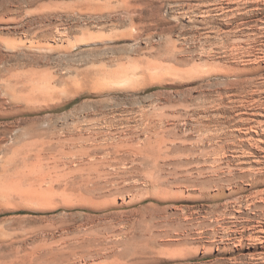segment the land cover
Wrapping results in <instances>:
<instances>
[{
    "label": "rangeland",
    "instance_id": "obj_1",
    "mask_svg": "<svg viewBox=\"0 0 264 264\" xmlns=\"http://www.w3.org/2000/svg\"><path fill=\"white\" fill-rule=\"evenodd\" d=\"M263 54L264 0H0V264L230 263L185 162L264 156Z\"/></svg>",
    "mask_w": 264,
    "mask_h": 264
},
{
    "label": "bare ground",
    "instance_id": "obj_2",
    "mask_svg": "<svg viewBox=\"0 0 264 264\" xmlns=\"http://www.w3.org/2000/svg\"><path fill=\"white\" fill-rule=\"evenodd\" d=\"M9 46L10 45H8V47ZM260 57L256 58L255 56L254 59L248 58V60L254 65L260 64L261 62L264 63V58ZM243 59L244 58H242V60ZM119 79V81L122 82L130 81L129 76H122ZM112 80L110 81L114 82ZM46 87L49 86L47 85ZM10 91L12 92V90ZM252 131L254 130H247L248 133H252ZM259 137L257 136L255 139L250 137V141H252V143L255 141V149L259 152L258 154L264 153V139ZM203 143L204 141L199 142L200 145ZM105 149L107 150V148ZM238 150V148H235V152L233 153L234 155L231 157L226 155L223 148L221 151H214L215 154L212 152V155L209 154V152L207 155L206 152L207 156H203V159L202 157L199 158L200 156L193 159H187L185 164L189 167L188 169H190V166H194V168L191 167L194 171H191L193 173L190 172V177L193 182L190 185L198 187L202 197L210 199L213 202L219 201L222 195L228 199L223 204H216L209 207V211H207L208 215L212 217L216 216L218 222L223 224V233L219 240L224 243L226 247L222 248L219 246V252L232 257L230 258V263H227V261L225 262V259H221L217 260L216 264H264V156L258 157L256 153V155H254ZM181 172H183V169ZM184 174L180 176L183 178ZM211 184L215 185L217 191L216 193L211 192L209 188V185ZM226 191H228L227 194H225ZM192 209H195L192 215H195L200 211L196 207ZM249 212H252L255 216L250 217L248 215ZM217 235L214 236V242L218 241ZM211 245H214V243ZM247 249H253L252 251L254 252L247 255L245 254ZM237 252H239L240 255H238Z\"/></svg>",
    "mask_w": 264,
    "mask_h": 264
}]
</instances>
